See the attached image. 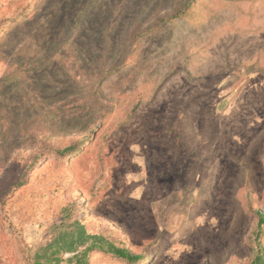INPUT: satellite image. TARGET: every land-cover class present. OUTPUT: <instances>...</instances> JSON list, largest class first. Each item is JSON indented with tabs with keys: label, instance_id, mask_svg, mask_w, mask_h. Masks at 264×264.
Wrapping results in <instances>:
<instances>
[{
	"label": "rangeland",
	"instance_id": "obj_1",
	"mask_svg": "<svg viewBox=\"0 0 264 264\" xmlns=\"http://www.w3.org/2000/svg\"><path fill=\"white\" fill-rule=\"evenodd\" d=\"M261 215L264 0H0V264L74 221L142 264H254Z\"/></svg>",
	"mask_w": 264,
	"mask_h": 264
},
{
	"label": "trees",
	"instance_id": "obj_2",
	"mask_svg": "<svg viewBox=\"0 0 264 264\" xmlns=\"http://www.w3.org/2000/svg\"><path fill=\"white\" fill-rule=\"evenodd\" d=\"M81 146L76 148L73 145L53 152V155L59 158L73 156L81 149ZM35 161L33 165L38 162ZM13 182L11 184H15L14 187L8 189L10 193L26 183L25 179H22V181L17 179ZM65 216L68 219L69 215L66 214ZM259 224L264 225V215L259 217ZM97 253L125 264H142L144 260L143 257L134 255L120 242L104 235L90 234L82 223L74 221L62 225L50 241L37 246L29 264H90V256ZM254 264H264L261 256H257Z\"/></svg>",
	"mask_w": 264,
	"mask_h": 264
}]
</instances>
